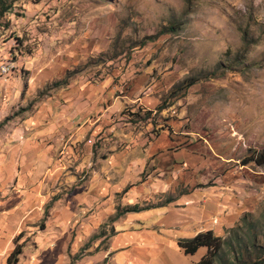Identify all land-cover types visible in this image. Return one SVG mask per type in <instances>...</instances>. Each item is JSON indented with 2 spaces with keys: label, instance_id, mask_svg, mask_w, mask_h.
<instances>
[{
  "label": "rangeland",
  "instance_id": "1",
  "mask_svg": "<svg viewBox=\"0 0 264 264\" xmlns=\"http://www.w3.org/2000/svg\"><path fill=\"white\" fill-rule=\"evenodd\" d=\"M1 67L11 72L0 71V177L9 178L0 180V204L8 202L9 215L24 204L32 212L17 226L12 250L19 244L23 254L58 250L63 264H113L118 209L129 200L167 205L189 191L193 175L199 188L221 186L220 179L231 185L228 208L216 216L214 234L225 245L215 264H264V165L247 161L264 148V0H0ZM73 82H83L90 108L105 113L102 135H66L57 147L52 137L39 141L51 163L29 165L31 121L46 109L63 112ZM131 151L137 176L107 197L105 222L91 229L97 204L83 212L75 189L92 162ZM23 168L44 176L43 191L31 181L29 197L20 196ZM54 169L59 179L49 180ZM67 206L75 211L71 225L48 226L55 208L59 216ZM40 233L51 240L38 244Z\"/></svg>",
  "mask_w": 264,
  "mask_h": 264
},
{
  "label": "crops",
  "instance_id": "2",
  "mask_svg": "<svg viewBox=\"0 0 264 264\" xmlns=\"http://www.w3.org/2000/svg\"><path fill=\"white\" fill-rule=\"evenodd\" d=\"M79 47L78 42H76L75 53L82 50ZM52 77L50 75L45 81L54 79ZM82 85L83 82H73L70 85L65 97L66 105L61 107L63 112H56L53 109L47 111L46 109L45 112H37L31 121L34 122L36 135L34 136V141L31 143L27 142V146L33 145L36 148L33 151L32 148L29 150V152L32 151L29 165L32 164V158L36 159L34 161L39 165L51 163L49 155L51 150L45 149L39 141L43 143L45 139L52 137L57 147L64 144L66 135L69 136V141H72V139H82L81 136L84 137L81 141H84L90 132H93L97 136L102 135L106 125L105 118H103L105 113L94 112V104L90 108L85 94V88ZM91 88L94 94L98 93L99 90L97 87L92 86ZM50 101L51 99L47 102L50 103ZM96 101L99 102V99ZM46 118L49 119V124L47 126H41L40 124ZM52 149H55V147H52ZM20 158L21 163L25 165L28 163L26 155L23 156L21 153ZM136 158L134 152L131 151L130 155L125 156L119 153L108 161L97 160L95 163H91V172H89L87 181L84 182L81 188L75 189L79 195L73 196L77 197L76 202L78 204L80 203L78 207H82L83 212L90 213V210L94 209L95 204H97V214L94 215L93 213L87 222L91 229L99 228L105 222L107 197L113 193L118 194L122 189H126L127 191L128 185L134 181L135 177H132V175H136L137 173L135 169V165H137ZM175 160L186 163L185 157L177 156ZM222 160L227 162L230 158L226 157ZM6 161V159H1V164H6ZM196 162L199 163L198 160L192 161V163ZM93 164L97 168L93 167ZM127 168H129L128 173H126ZM27 169L23 168L21 176H19L18 185L22 189L20 193L21 197H29L30 194H28L26 189L31 181L37 184V182L44 178L38 172L35 174H30V172L26 173ZM107 169L114 171L113 176L116 175V181L105 180L108 174ZM39 171L44 173L42 167L39 168ZM59 173L60 171L54 169L49 180L59 179ZM156 173L158 175L160 174L159 171ZM2 177L3 180H9L7 174H3ZM2 179L0 177V180ZM46 179L48 178L45 177L43 181ZM219 181H221V186L217 184L208 189H203L199 188L198 185L197 187L194 186L192 175V182L189 181L191 187L189 191L186 194L178 196L171 203L142 212L125 213L119 217L113 225L115 235L111 238L109 245V255H111L112 263L198 264L207 254L208 249L202 247L194 255H187L179 247L178 242L184 239H191L202 232H214L215 227H218L220 220L216 216H219L225 208H228L224 203L227 201L226 199L230 193L227 190L231 189L229 183H223L222 179ZM164 187L162 193H167L174 188L172 183ZM34 190L36 192L43 191V185L37 184ZM222 195H225V198H221ZM129 197H131V193ZM26 202L28 203V201ZM133 205L137 204L129 200L126 207ZM9 207L8 202L5 204L2 202L0 204V264H8V259L14 251V249L12 250L15 239L14 232L17 226L20 223H25L28 216L32 213L27 211L28 206L24 204L15 208L16 210H14L13 215H9ZM38 211L41 213V210ZM57 211V208H55L54 219L53 221L51 219V225L48 226L60 223L68 228L75 216L74 209H70L67 206V209L60 212L61 214L59 216ZM108 211L109 213L113 212L112 208L111 211L110 209ZM47 229H50V227ZM44 237L45 233H40L35 239L38 244H45L51 240V238L47 240ZM60 253L58 250H49V253L45 254H34L32 252L23 254L22 252L18 264H63L64 259L62 255L60 256Z\"/></svg>",
  "mask_w": 264,
  "mask_h": 264
},
{
  "label": "trees",
  "instance_id": "3",
  "mask_svg": "<svg viewBox=\"0 0 264 264\" xmlns=\"http://www.w3.org/2000/svg\"><path fill=\"white\" fill-rule=\"evenodd\" d=\"M171 30L174 32L176 31V28L172 27ZM194 84L195 81L191 80L186 84V88H190ZM247 161L255 162L259 166L264 165V148L258 154L250 156ZM150 209V207H141L138 204L127 206L123 210L118 209L116 218L121 217L125 213L142 212ZM178 245L187 255H194L200 248L206 247L208 252L198 264H215L216 258L219 253H221L223 246L225 245V241L221 237L216 236L213 231H206L199 233L191 239L180 240ZM22 252L23 245L17 244L8 259V264H18Z\"/></svg>",
  "mask_w": 264,
  "mask_h": 264
},
{
  "label": "built area",
  "instance_id": "4",
  "mask_svg": "<svg viewBox=\"0 0 264 264\" xmlns=\"http://www.w3.org/2000/svg\"><path fill=\"white\" fill-rule=\"evenodd\" d=\"M0 71L3 76L9 75V73L11 72L8 67H1Z\"/></svg>",
  "mask_w": 264,
  "mask_h": 264
}]
</instances>
